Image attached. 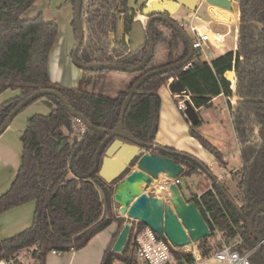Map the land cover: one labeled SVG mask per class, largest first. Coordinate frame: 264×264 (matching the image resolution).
<instances>
[{"label": "trees", "instance_id": "trees-1", "mask_svg": "<svg viewBox=\"0 0 264 264\" xmlns=\"http://www.w3.org/2000/svg\"><path fill=\"white\" fill-rule=\"evenodd\" d=\"M36 1L0 0V95L8 89L20 91L19 95L0 105V128L24 99L41 88H48L60 91L69 105L95 126L115 129L120 124L123 103L136 81L152 70L182 61L190 54L191 46L187 38L168 22L156 20L151 29L155 42L151 62L141 70L128 72L135 78L117 96L101 95L79 87H63L52 81L49 74L50 55L57 42L60 25L56 20H45L42 13L32 18L23 16ZM68 2L74 7L72 24L77 40V0ZM238 2L241 23L236 51L208 61L197 50L184 67L153 75L139 87L124 118L125 129L134 138L154 143V128L159 125L162 107L161 86L166 85L170 78L178 79L187 88L196 108H208L219 95H234L231 81L225 75L235 69L236 93L242 98L232 106L231 114L241 145L239 191L242 202H236L231 197L222 180L213 188H208L201 197L218 228L229 239L239 234L236 226L243 220L241 214L250 217L256 208L264 204V140L254 132L256 124L264 126V0ZM82 7V24L88 29L89 36L78 52L81 62H114L132 68L146 60L150 41L132 53V42L126 39L131 34L136 15L135 10L128 6V0H98L90 11L84 0ZM119 17L126 22L125 32L122 38L113 42L109 34L117 30ZM161 25L168 29L167 36ZM165 44L168 45L165 59L155 62L157 52ZM115 57H118L117 61ZM45 98L53 102L55 108L49 114L38 113L28 119V126L20 138L23 142L21 166L7 192L0 196V215L35 201L33 224L18 234L0 239V261L9 260L26 247L38 245L39 248L33 253V264H46L52 250L62 254L84 247L107 224L116 221L119 224L118 232L101 261V264H111L121 258L112 250V246L126 220L113 212L112 186L117 182L108 181L99 170L91 175L96 166V153L106 134L85 128L57 96L48 95ZM200 125L201 121L192 124L190 134L221 162L222 152L196 131ZM248 133L254 134L253 141ZM118 139L134 145L126 139L115 138L103 151L101 165L105 152ZM168 148L171 151L169 154L159 153L172 156L182 163L185 167L183 176L209 173V178L217 180L201 159L188 152ZM188 201L195 202L203 218L208 219L194 193ZM106 208L111 212L107 218L104 216ZM145 226L140 221L139 228ZM210 227L213 229L211 223ZM255 230L264 236V211L256 217ZM240 231L247 237L246 247L254 248L259 244L257 239L250 237L248 225L242 226ZM206 241L207 238L202 243ZM256 249L252 264H264V246Z\"/></svg>", "mask_w": 264, "mask_h": 264}, {"label": "water", "instance_id": "water-1", "mask_svg": "<svg viewBox=\"0 0 264 264\" xmlns=\"http://www.w3.org/2000/svg\"><path fill=\"white\" fill-rule=\"evenodd\" d=\"M165 1H169V4H174L175 6V3H177L179 0ZM181 1L185 4L189 3L190 5L188 4V6H190V8H195V10L198 9V4L196 3V0ZM208 1L214 4L222 5L224 7L231 6V0ZM83 3L84 0H77L76 3V24L78 26V41L72 52V57L75 65L81 69H87L91 71H102L108 69L112 71H124L132 73H134L136 70L143 69L151 62V59L154 56L153 54L155 50V42L152 38L151 29L154 21L156 20L168 22L173 27H175L184 37H186L191 46L190 54L182 61L169 64L165 67L154 69L150 73L144 75L139 80H137L136 83L131 87L132 89L129 91V94L123 103L124 106L120 117V124L115 129H103L95 126L92 122L88 120V118L82 115L74 107H71L65 96L60 91L56 89L41 88L37 90L35 94L24 99L9 114L5 122L2 124L3 126L0 128V136L10 126L14 118L21 113L24 107L36 101L38 98L45 97L48 95H55L62 101L64 106L68 108L70 113H72V115L76 117L79 122L83 123L85 128H90L99 133L106 134L103 143L101 144L99 150L96 153V166L95 169L91 172V175H93L94 173H96L97 170H99L101 175L108 181H115V179L121 177L126 173V170L129 169L127 165H129L130 162H133L136 166L135 170H129V173L124 175L122 181L117 182L113 188L112 203L117 205V216L119 218L124 217L127 220L124 223L123 228L119 232L117 236L118 238L116 239L114 245L112 246V250L114 252L120 253L124 250V246L128 241V235L132 227L131 219L143 221L156 233L161 236H164L165 238H168L174 245L185 246L190 244L192 240L199 241L206 238V236L210 235L209 225L205 218H203L196 203L192 201L188 202L185 200L183 194L181 193L180 186L173 183L170 187V200L172 204L166 203L162 198H160L156 194L152 195L147 191L149 186L155 181V179L159 178L161 174H164L168 178H175L183 175V173L185 172L184 165L180 162L175 161L172 156H167L159 153V151H162L164 153L169 154L171 151L168 147L163 146L155 141L154 143H146L134 138V136L128 130L125 129L124 121L126 111L130 106V102L138 92L139 87L146 80L151 78L153 75L165 74L170 70H175L184 67L190 62V60L195 54V49L193 47L191 37H189L185 29H183V25L176 21L172 16L166 15L164 11L151 10L149 12V15L153 13L155 14L150 16V19H148L147 21L148 23L145 24L139 19H135L131 34L126 36V39L132 42V53H134L140 46L145 44L148 40L150 41V48L147 53L146 60L141 65L131 68L121 63L118 64L114 62L85 64L81 62L78 57V52L84 44L86 37V28L84 24H82ZM137 3V0H128V6L133 11L135 10L136 6L132 5H137ZM118 21L120 25L122 24L121 27L123 28L122 30L124 36L126 22L122 18H119ZM227 79L230 81L228 77ZM169 87H171L173 93H188L187 88L184 87L183 83L178 79H174L173 81H171ZM186 103L187 108L185 111V115L187 116V118L191 119L193 121V124L199 122L193 104L190 102V100H186ZM157 129L158 125L154 128V133L157 132ZM248 134L254 140V136H252L250 133ZM115 138L126 139L132 142L134 145L128 142H124L122 139H118L113 142L111 147L115 144L123 143L125 146H139L140 148H142V151H139L125 165L122 164V166H114L109 161V158H105L101 165V157L103 151L105 150L106 146L110 144ZM263 211L264 205L256 208L250 217L241 214L248 225L250 233H252L253 237L259 241L261 246H264V236L260 235L255 230V220L257 215Z\"/></svg>", "mask_w": 264, "mask_h": 264}, {"label": "rangeland", "instance_id": "rangeland-1", "mask_svg": "<svg viewBox=\"0 0 264 264\" xmlns=\"http://www.w3.org/2000/svg\"><path fill=\"white\" fill-rule=\"evenodd\" d=\"M161 1L163 2L165 0H161ZM172 1H175V0H172ZM203 1L204 0H197L198 2L197 4L199 5ZM205 1L207 2V5H210L211 8L214 9L213 11H211L212 13L211 15L214 17V19L212 18H211L212 20L209 19L211 21L215 20L213 24L214 25L213 32L214 31L218 32L221 28H223V26H227L228 28L230 27V30L232 31V33L230 34V37L228 38V42L230 46L229 49L231 51L233 48V40L235 38L234 28L236 27V25L233 24L235 19H232L229 13L225 12L224 9H222L221 6H219V4L211 3L208 0H205ZM234 1L235 3H237L236 5L238 7L237 0H234ZM235 3H234V6H235ZM64 4H65V1L62 2V5L56 6L55 7L56 9H54V12L52 14V15H55L53 16L52 19H55L57 23L60 25V30H59V34L56 40L57 42L54 48L52 49V52L50 55V58L52 61V62L50 61V64H51L50 69L54 70L55 68L58 67V74L61 72H65L66 81L69 83L73 82L72 81L73 78L76 79L74 75L72 76L71 69H73V73H74V70L82 73V77L80 78V80H78V82L75 85H73V83L67 84L66 82H61V81L60 82H56L54 80L52 81L59 83L63 87H69V88L70 86L79 87L81 89L89 90L91 92L101 94V95H107L110 97L117 96L120 91L126 89V87L123 85L124 79L128 78V76H133V75H131L128 72H124V71L102 70L98 72V71H91L87 69L84 70L75 65L73 61V57H72V52L76 45L72 46L73 27L71 24V21L73 20L74 16L69 17V14L66 13ZM139 4L140 3H137L135 7V11H137L136 14L138 16L137 19H139V16H140L139 20L144 22L145 24L148 23L147 21L148 19H150V16L155 14L153 13L149 15V12L151 10L164 11L166 15H171L181 25H184L185 30L187 31L189 37H191L192 40L197 38L194 32L191 30V26L201 23V21L198 20L200 18H196V14H203V11L202 12L200 11V13H197L195 8H190V6H188L189 3L185 4L181 0H179L178 5L176 4L178 8L174 11H172L171 8L170 9L152 8L151 5H148V2L146 3L144 2L142 5H139ZM218 9H219V13L217 12ZM188 14H191V16H188ZM197 16L201 17V15H197ZM204 16L207 17L206 15ZM161 28L164 29L166 36H167L169 33L168 29L164 28L162 25H161ZM86 34L88 37L89 31L87 28H86ZM167 48H168V45L165 44L159 49V51L157 52L158 56L155 59L157 61L155 62H160L165 59L166 57L165 52L167 51ZM214 53L216 54V56L221 55L219 50L214 51ZM64 65L66 67H64ZM53 70H51V73H50L51 77L52 76L56 77V74H54ZM74 74L76 75V73ZM62 83H65V84H62ZM42 98L44 97L38 98L36 101L24 107V109L21 111L23 115H21V113L19 114L22 116L20 119L22 120L24 117L26 119L27 117H32L33 115L38 114V113L49 114L51 111L50 109L46 108L45 106L46 104H43ZM221 110H223V113H221ZM200 115L202 117L201 119H204L202 121L203 128L198 129L197 131L201 135L203 134L207 135L212 140V141L210 140L209 141L212 142L213 145L218 150L224 151L226 149L225 151L229 153V155L226 157V159L222 163H218L217 156L210 150L206 149V151L209 152V154L212 156V159H213V162L210 164L208 168L211 171L212 175L219 179L225 176V174H228V176L222 180V183L226 185L231 197L236 202H242V200L240 199L241 196H240V191H239V181L241 179V168H242L241 167L242 166L241 151H237V149H239V145L237 142H236V145L232 148H228L230 145L227 148H226V145H223V142L225 139H227L229 142H232V140L234 142L233 129L231 128L232 118L230 117L229 107L227 105V102L225 101L223 97H220L219 100L215 101L210 107L208 108L204 107ZM17 128H16V131H17ZM256 134L260 138L263 139L264 127L262 129L259 127L256 130ZM251 135L254 136V134H251ZM19 141H20V138H19ZM20 143L22 144V142ZM112 147H110L109 150L105 153L104 159L110 158L109 151ZM136 149H137L136 154L139 151H142V148H140L139 146L136 147ZM127 166L129 170L136 169V166L133 162H130L129 165ZM122 176L115 179V182L121 181L123 178ZM207 178H209L208 174L206 176L205 173H198V172L192 175L183 176L182 183L180 184V186H181V191L184 197L188 200L192 192H198L200 190H204L205 184H207ZM112 188H114V185L112 186ZM154 192H157L156 188ZM113 227H114L113 232L115 233L118 229V222L113 221L110 224H107L105 228L100 230L97 234H95L92 237L88 245L84 247L82 246V247L76 248L75 254L77 253L78 257L75 260L74 264H101V261H102V258L104 256V252L107 246L103 248L100 244V239L97 236L98 235L100 236L104 232H105L104 234H106L107 231L109 230L111 231ZM53 256H57V255H54L51 252L48 254V258L53 257ZM58 256H62V258L67 257V256L71 257L72 253L70 251H65L62 253V255H58ZM4 262H6V260H4Z\"/></svg>", "mask_w": 264, "mask_h": 264}, {"label": "crops", "instance_id": "crops-1", "mask_svg": "<svg viewBox=\"0 0 264 264\" xmlns=\"http://www.w3.org/2000/svg\"><path fill=\"white\" fill-rule=\"evenodd\" d=\"M63 1H65L64 5H65L66 13L69 14V17L74 16V7L71 3L68 2V0H37L34 3V5L31 8H29L28 11H26L24 13L23 16L25 18H32L33 16L35 17V15L42 13L45 20H47V21L55 20V19H52L53 16H55V15H52L54 12V9H56L55 8L56 6L62 5ZM146 2H148V1H146ZM233 2L235 3V1H233ZM143 3H140V4H143ZM220 6L222 9H224L223 8L224 6H222V5H220ZM202 8H205V7H202ZM202 8L198 10L199 12L198 11H196V12L200 13V10H202ZM233 8L234 9L231 10V13L232 14L236 13L237 19H238V20H234L236 22H233V24H235L236 27L234 28L235 38L233 40V48L231 51L234 52V51H236L237 46H238V38H239L238 32H239V26L241 23L239 3H238L237 8H235V6ZM213 10L214 9H212L211 6L208 5L203 10V14H196V18H200L198 20H200L203 25L211 26L212 29L214 26L213 24L215 22V20L211 21L212 19H214V17L211 15L212 14L211 11H213ZM217 12L219 13V9L217 10ZM197 15H201V17H198ZM204 15H206L207 17H205ZM135 19H137V17H135ZM139 19H140V16H139ZM209 19H211V20H209ZM218 22H220V21H218ZM71 24H72V21H71ZM121 25L119 23L117 31H111L109 34V38L113 42H115L118 38H121L123 35V30H122L123 28L121 27ZM72 27H73V24H72ZM231 33H232V31L230 30V27L228 28L227 26H223V28H221L218 31L219 35H217V36L221 40L220 41L215 40L214 43H212L211 51L208 52L209 58L206 60L211 61V60L216 59L218 57V55L216 56L214 51L219 50L221 55H224L230 51L228 38L230 37ZM72 35H73L72 46H74L77 44V40L75 38V33H74V28H73V34ZM213 36L215 39L216 36L215 35H213ZM157 56H158V54H157ZM50 66H51V64H50ZM50 66H49V74L51 73V70H53V69H50ZM64 67H66V66L64 65ZM53 71H54V74H56V77L52 76L51 78H52V80H54L56 82L61 81V82H66L67 84L73 83V85H75L78 82V80H80V78L82 77V73L74 70V73H76V75H75L73 73V69H71V74H72V76L74 75L76 77V79L73 78V80H72L73 82L69 83L66 81L65 72H61L58 74V67L55 68ZM230 73H233L232 79L228 77ZM50 76H51V74H50ZM225 76L228 77L230 79V81L232 82V88L234 91V95L232 97H226L225 95L221 94L218 97L214 98L212 102L214 103L215 101L219 100L220 97H223L225 99V101L227 102V105L229 107L230 117L232 118V114H231L232 113L231 112L232 106H235L238 103V100L241 99L242 97L237 95V93H236L237 92V85H236V71H235V69H234V71L227 72ZM134 78H135V76H128V78L124 79L123 85L125 87H127L133 81ZM62 84H65V83H62ZM159 93L161 96L162 107L160 110V117H159L160 121H159L158 129H157V132L155 133V137H156L155 142H157L163 146H166V147H170V148L173 147L179 151H183L185 153L188 152L190 154H193L194 156H196L197 158H199L203 162H205L207 164V166L209 167L210 164L213 162L212 156L209 154V152L206 151V148L203 147L202 143L190 134V126L193 124V121L191 119H188L187 116L185 115V113H183L182 111H180L178 109L177 103H176L177 99L175 98L174 93L171 90V87H169L167 84L163 85V86H161ZM19 94H20V91H18V90L8 89V90L4 91V93L2 95H0V105H2L5 101H7L13 97H16ZM42 102H43V104H46L45 106L47 109H50V111L54 110L55 104H53V102L49 101L45 97L42 98ZM190 102H191V100H190ZM193 106H194V104H193ZM202 109H198L195 107L198 119H199V121H201V125L196 128V131L198 129L203 128V122L202 121L204 119H201L202 117L200 115L202 112ZM221 113H223V110H221ZM21 115H23V114L21 113ZM21 115H18L16 118H14V120L11 122L10 126L0 136V196L3 195L5 192H7V189L11 186L12 182L15 180V178L17 176V172L19 170V167L21 166V163H22L23 142L21 140L19 141V138H21L23 132L27 128V126H28L27 122H28V119L30 117H27L26 119L24 117L21 120L20 119L22 117ZM17 127H19V128H17ZM16 128H17V131H16ZM231 128L233 129L234 142H233V140H232V142H229L227 139H225L223 142V145H226V148L230 145L228 148H232L236 145V142H237L239 145V149H237V151H240L241 145H240V142L238 139V134H236V131H235L233 118H232V127ZM258 128H259V125L256 124L254 126L255 134H256V130ZM202 136H205L208 140L212 141L207 135L203 134ZM251 140L253 141L252 138H251ZM20 142H22V144ZM225 150L224 151L219 150V152H222V154H223V159L221 160V162L218 161V163H222L226 159V157L229 155V153ZM210 173H211V171H210ZM208 175H209V173H208ZM227 176H228V174H225V176H223V178L225 179ZM217 179H219V178H217ZM213 180H214L213 178H207V184H205V186H207L209 184V182H211ZM164 181H165V175H161L160 178H158V180L156 179L154 181L155 185L154 184L151 185L152 189H151V187H149L147 189V191L149 193H151L152 195H154L155 194V192H154L155 188L157 189L158 187H160L159 185H162L161 183H163ZM198 188H199V186H198ZM157 194H158V196L162 197L158 192H157ZM101 195H102V198L104 199L103 192H101ZM116 207H117V205L113 204V212L117 215ZM35 212H36V203H35V201H30V202L24 203V205L17 206L15 208H12V209L8 210L7 212L1 214L0 215V239L2 240L5 238H8L9 236H13L15 234H18V233L24 231L25 228L30 227L33 224L32 222H33V219L35 216ZM110 213L111 212L109 211V209L106 208V212H104V216L107 217L108 215H110ZM124 219L126 220V218H124ZM118 229H119V224H118ZM118 229L114 233L113 232L114 227H113V229L111 231L110 230L107 231L106 234H104L105 233L104 232L100 236L99 235L97 236L100 239V244L103 248L105 246L108 247V245L111 243V241L114 238L113 236L118 232ZM70 252L72 253L71 257L67 256V257L62 258V256H58V255H62V254H58L57 255L58 257L53 256V257L47 258L46 264H74L75 260L78 257V254L77 253L75 254V250L70 251ZM54 255H56V254H54ZM0 264H7V263L4 262V260H2V261H0Z\"/></svg>", "mask_w": 264, "mask_h": 264}, {"label": "built area", "instance_id": "built-area-1", "mask_svg": "<svg viewBox=\"0 0 264 264\" xmlns=\"http://www.w3.org/2000/svg\"><path fill=\"white\" fill-rule=\"evenodd\" d=\"M96 1L97 0H86L89 11L93 9L92 6ZM191 30L197 37L196 39L192 40L195 51H201L204 55V58L208 59V52L211 51L212 43H214L215 40H221L217 36L219 35L218 32H213L211 26L203 25L201 23L192 25ZM212 34L216 36L214 40L212 39ZM114 60L117 61L118 57H115ZM173 80L174 78H170L167 85L169 86L170 82ZM174 96L177 99L176 103L178 109L185 113L187 108L186 100H191L190 94L186 92L181 94L174 93ZM205 175L207 176L206 173ZM182 178L183 175L175 178H168L165 176L167 182H163L162 188H164L166 196L159 197L162 198L166 203L172 204L170 200V187L173 183L180 186L182 183ZM223 179L224 178L222 177L221 179H217L215 181L213 180L209 182L207 186H205L204 190L192 192L202 203V207L206 211V216L208 218L205 220L209 225L210 235L206 236L207 241L205 244L202 243V239L199 241L192 240L190 244L185 246L174 245L168 238L159 235L147 225L145 227L139 228L141 220L138 221L131 219L132 227L128 235V241L124 246V250L118 253L121 255V258L115 259L111 264H252V257L257 250L256 248L261 245L259 243L254 248L245 246L247 237L241 233L240 229L245 224L247 225L246 221L243 219L240 224L236 226V229L239 233L238 236L236 238L229 239L224 234V232L218 228L211 212L202 202L201 197L205 191L208 188H213L214 184H218ZM192 193L190 196H192ZM155 194H157V192H155ZM185 200L188 201L186 198ZM210 223L213 225V229H211ZM250 237H253L252 233ZM38 248V245L26 247L24 250H21L14 256H11L9 260H6V263L33 264L35 261L33 253ZM70 251H73V249ZM51 253L56 255L60 254V252H57L56 250H52Z\"/></svg>", "mask_w": 264, "mask_h": 264}, {"label": "bare ground", "instance_id": "bare-ground-1", "mask_svg": "<svg viewBox=\"0 0 264 264\" xmlns=\"http://www.w3.org/2000/svg\"><path fill=\"white\" fill-rule=\"evenodd\" d=\"M137 1H138V3H143V2L148 1V5H151L152 8H157V9H170L171 8L172 11H174L178 8L177 5L179 3V1H178L177 3H175V6H174V4H169V1H163V2L161 0H137ZM164 2H166V3H164ZM196 3H197V0H196ZM139 5H142V4H139ZM132 6H136V5L133 4ZM233 7H234V3H233V0H231V6L230 7H223V8H224L225 12L229 13V15H230V17H232V19L238 20L236 13L235 14L231 13V10ZM235 8H237L236 3H235ZM215 9H217V8H215ZM224 16H226V15H224ZM234 22H236V21H234ZM211 36L214 39L213 34ZM228 77L232 79L233 73H230ZM136 150H137L136 147H134L132 145L131 146H125L123 143L115 144V146H113L109 151V155H110L109 161L114 166H120V165L122 166V164L125 165L132 157H134L136 155ZM161 175H164V174H161ZM157 180H158V178H157ZM165 181L167 182L166 179H165ZM152 184L155 185L154 182ZM161 184L163 185V183H161ZM162 185H159L160 187L157 188V192L162 197H165L166 192H165L164 188H162Z\"/></svg>", "mask_w": 264, "mask_h": 264}, {"label": "flooded vegetation", "instance_id": "flooded-vegetation-1", "mask_svg": "<svg viewBox=\"0 0 264 264\" xmlns=\"http://www.w3.org/2000/svg\"><path fill=\"white\" fill-rule=\"evenodd\" d=\"M234 1V0H233ZM237 2H238V0H237ZM198 3V2H197ZM239 3V2H238ZM203 5H204V7L206 8L208 5H207V2L206 1H203L202 3H201V5L199 4L198 5V9L196 10V11H198L199 9H201L202 7H203ZM205 8H202V10H200L201 12L205 9ZM135 12H137V11H135ZM199 12V11H198ZM117 14H118V11L116 12ZM123 14V13H122ZM152 16V15H151ZM171 16V15H170ZM188 16H191V14H188ZM135 17H138L137 16V14L134 16V19H135ZM120 18V17H119ZM119 18H118V20H119ZM174 18V17H173ZM123 19V18H122ZM175 19V18H174ZM118 20H117V23H118ZM176 20V19H175ZM177 21V20H176ZM118 26H119V23H118V25H117V29H118ZM183 29H185V27H184V25H183ZM117 31V30H116ZM186 31V30H185ZM187 32V31H186ZM188 34V33H187ZM122 37H123V35H122ZM121 37V38H122ZM87 38V34H86V37H85V39ZM118 40V39H117ZM260 127V126H259ZM264 127V126H263ZM263 127H260L261 129L263 128ZM255 138V137H254ZM263 140H264V137H263ZM264 205V204H263ZM262 206V205H261Z\"/></svg>", "mask_w": 264, "mask_h": 264}]
</instances>
